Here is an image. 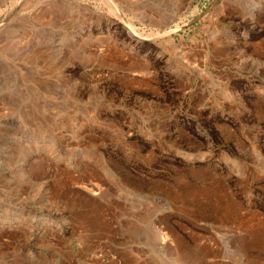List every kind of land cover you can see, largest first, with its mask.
<instances>
[{
	"label": "rangeland",
	"instance_id": "rangeland-1",
	"mask_svg": "<svg viewBox=\"0 0 264 264\" xmlns=\"http://www.w3.org/2000/svg\"><path fill=\"white\" fill-rule=\"evenodd\" d=\"M0 264H264V0H0Z\"/></svg>",
	"mask_w": 264,
	"mask_h": 264
},
{
	"label": "bare ground",
	"instance_id": "bare-ground-1",
	"mask_svg": "<svg viewBox=\"0 0 264 264\" xmlns=\"http://www.w3.org/2000/svg\"><path fill=\"white\" fill-rule=\"evenodd\" d=\"M158 235H160V234H158ZM163 237H165V235L163 234ZM161 238L163 241H165V238ZM168 237V236H167ZM168 240V239H167ZM186 261V260H185ZM181 262V261H180Z\"/></svg>",
	"mask_w": 264,
	"mask_h": 264
}]
</instances>
